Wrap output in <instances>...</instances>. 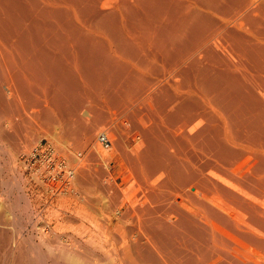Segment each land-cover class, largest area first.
<instances>
[{
  "label": "bare ground",
  "instance_id": "obj_1",
  "mask_svg": "<svg viewBox=\"0 0 264 264\" xmlns=\"http://www.w3.org/2000/svg\"><path fill=\"white\" fill-rule=\"evenodd\" d=\"M114 107L135 146L111 264H264V0H0V141L57 123L87 148ZM4 232L0 264H35ZM66 243L44 264H87Z\"/></svg>",
  "mask_w": 264,
  "mask_h": 264
},
{
  "label": "rangeland",
  "instance_id": "obj_2",
  "mask_svg": "<svg viewBox=\"0 0 264 264\" xmlns=\"http://www.w3.org/2000/svg\"><path fill=\"white\" fill-rule=\"evenodd\" d=\"M106 111L109 117L101 131L110 133V149L103 148L99 143L101 132L93 140L92 146L86 148L80 144L81 141H77V137L66 138L57 123L50 129L44 124L31 127L26 124L22 128L24 136L17 144L0 141V231H6L4 233L11 238L10 249L13 252L16 247L15 252L19 253L18 249L21 250L23 246L21 251L25 250L35 264H44L47 257L60 255L61 240L66 239V244L77 246L79 254L85 252L82 258L85 263L94 264L95 258H98L96 261L101 260L95 263L106 264L109 260V264L112 263L115 251L110 244L113 241L107 239L103 232L107 230L108 220L115 210L122 205L124 191L130 188L133 171L128 160L135 146V134L132 133L134 127L131 118L125 110L114 107ZM125 112L126 117L123 116ZM42 141H49L58 147L75 167L74 170H78L74 179L77 191L69 188L67 192L53 195L45 188L32 184L20 168V156ZM80 152L83 153L82 157L77 159ZM82 176H90L89 184L80 185ZM125 209L126 206L122 207V210ZM117 222L115 219V224ZM44 231L49 234H44ZM95 253L99 255L93 260Z\"/></svg>",
  "mask_w": 264,
  "mask_h": 264
},
{
  "label": "built area",
  "instance_id": "obj_3",
  "mask_svg": "<svg viewBox=\"0 0 264 264\" xmlns=\"http://www.w3.org/2000/svg\"><path fill=\"white\" fill-rule=\"evenodd\" d=\"M99 143L105 149L112 147V141L108 134H99ZM59 148L49 142H40L20 156L19 166L28 175L30 182L34 185L45 188L53 195L58 194L57 191L47 188V184L55 187H64L68 185L74 176L72 166L69 160L61 152ZM83 153H78L77 157H82Z\"/></svg>",
  "mask_w": 264,
  "mask_h": 264
}]
</instances>
